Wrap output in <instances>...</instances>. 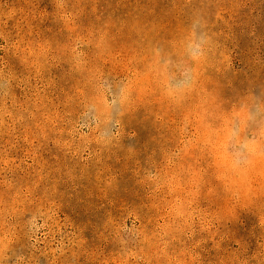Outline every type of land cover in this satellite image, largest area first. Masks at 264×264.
<instances>
[{
    "label": "rangeland",
    "instance_id": "obj_1",
    "mask_svg": "<svg viewBox=\"0 0 264 264\" xmlns=\"http://www.w3.org/2000/svg\"><path fill=\"white\" fill-rule=\"evenodd\" d=\"M260 89L264 0H0V264H264V154L226 150Z\"/></svg>",
    "mask_w": 264,
    "mask_h": 264
},
{
    "label": "clouds",
    "instance_id": "obj_2",
    "mask_svg": "<svg viewBox=\"0 0 264 264\" xmlns=\"http://www.w3.org/2000/svg\"><path fill=\"white\" fill-rule=\"evenodd\" d=\"M193 30L196 33L195 40L189 42L186 50L188 63L172 64L170 58L165 63L178 69L179 76L169 75L164 85L165 95L174 102H179L189 92L195 83V73L191 63L203 58L210 46V38L207 32L201 31V23L194 21ZM207 45V46H206ZM118 95L109 97L111 115L108 119V128L103 132L104 140L110 142L118 135L122 114L121 107L128 99L127 88L121 85L117 90ZM96 109L91 108L86 115H82L83 125L96 124ZM230 135L226 150L230 156V164L234 171L251 165L254 157L264 154V89L254 91L253 102L246 108L243 116H236L230 125Z\"/></svg>",
    "mask_w": 264,
    "mask_h": 264
}]
</instances>
